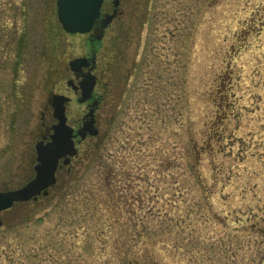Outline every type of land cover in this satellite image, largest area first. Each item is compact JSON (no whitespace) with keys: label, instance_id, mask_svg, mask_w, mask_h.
Segmentation results:
<instances>
[{"label":"rangeland","instance_id":"obj_1","mask_svg":"<svg viewBox=\"0 0 264 264\" xmlns=\"http://www.w3.org/2000/svg\"><path fill=\"white\" fill-rule=\"evenodd\" d=\"M123 10L94 43L49 34L55 0H0V190L32 177L52 94L81 124L69 61L107 86L48 195L0 213V264H264V0Z\"/></svg>","mask_w":264,"mask_h":264},{"label":"water","instance_id":"obj_2","mask_svg":"<svg viewBox=\"0 0 264 264\" xmlns=\"http://www.w3.org/2000/svg\"><path fill=\"white\" fill-rule=\"evenodd\" d=\"M103 0H56V16L62 30L67 34L89 33L100 15V7ZM113 19L107 16L102 21L101 27L105 28ZM97 40L102 38L99 34ZM84 57L74 58L68 62L70 72L79 75L81 80L77 86L68 81L73 90H80L78 103H84L90 99L96 84L95 76L90 72H82L83 68L90 66ZM69 98L60 94H52L49 104L52 108V116L55 123L50 126L51 133L47 139L39 140L34 144L35 162L32 167L33 175L21 186L0 191V212L10 209L15 203L35 201L40 196H47L49 189L56 184V174L61 161L67 165L70 159L77 153L74 138L79 136L81 140L87 135L97 136L98 130L94 127L92 110L86 115L89 120L83 121L82 126L74 133L72 127L67 124L65 106Z\"/></svg>","mask_w":264,"mask_h":264},{"label":"flooded vegetation","instance_id":"obj_3","mask_svg":"<svg viewBox=\"0 0 264 264\" xmlns=\"http://www.w3.org/2000/svg\"><path fill=\"white\" fill-rule=\"evenodd\" d=\"M135 0H103L102 1V5L100 8V16L99 18L95 21L94 26L92 27V30L87 33L84 34L83 36H86V38L91 41V42H96L97 40V36L99 34H102V38L100 39V41H102L105 36H106V32L108 31L109 27L116 21L118 20L120 17H122L125 14V10H123V8H128L131 7L134 4ZM107 16H113V19L111 20V22L105 27L102 28L101 27V23L103 20H105V18ZM90 59V58H89ZM91 59L94 60V62L90 63V66L87 68L82 69V72H88L90 70V72L95 76L96 78V84L95 87L93 89V92L91 94V97L89 100H87L86 102L82 103V104H86V111L84 112L82 118H81V124L79 126H75L72 127L74 128V130H78L81 126L83 121L89 120V118H86V115L92 110V120L94 121V127L97 128V119H96V113L100 107V105L102 103H105V93H106V89L107 86L103 87V94H97L95 89L97 87V85H99L100 82V77L101 75L98 74L97 70H98V65L96 62L95 57H91ZM80 75V74H79ZM75 92L79 93L80 95V91L77 89L75 90ZM98 129V128H97ZM49 134V129H46V133L42 136V138L47 137L46 135ZM76 144H78V138L75 139ZM63 167V166H62ZM60 166V168H62Z\"/></svg>","mask_w":264,"mask_h":264},{"label":"trees","instance_id":"obj_4","mask_svg":"<svg viewBox=\"0 0 264 264\" xmlns=\"http://www.w3.org/2000/svg\"><path fill=\"white\" fill-rule=\"evenodd\" d=\"M54 31L57 34V36L59 35L58 33H60V31L63 32L57 22L54 23V24L53 23L49 24V34H51ZM54 40H55V38L52 37V38L49 39L48 42H46V43L43 44V47L44 48H47V45H50L51 46V47H49L50 48L49 49L50 50V53H52L53 51H51V50L54 49V46H53ZM44 53H45V50H44V52L43 51L41 52V55H44Z\"/></svg>","mask_w":264,"mask_h":264}]
</instances>
